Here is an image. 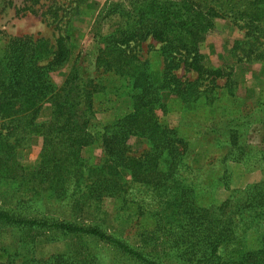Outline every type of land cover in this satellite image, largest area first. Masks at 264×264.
Here are the masks:
<instances>
[{
    "label": "trees",
    "instance_id": "16d2710c",
    "mask_svg": "<svg viewBox=\"0 0 264 264\" xmlns=\"http://www.w3.org/2000/svg\"><path fill=\"white\" fill-rule=\"evenodd\" d=\"M132 4L137 17L119 34L108 37L97 58L104 70L131 80L132 107L106 126L98 139L93 133V80L83 58L75 57L61 39L56 44L33 35L10 39L0 54V187L18 183L27 194L46 192L81 213L106 198L125 199L131 195L129 183L141 186L149 191L142 204L153 212V239L165 238L166 253H160L157 246L150 248L149 237L141 247L132 248L96 226L29 219L0 208L2 224L20 230L47 229L78 241L74 252L58 251L50 256L40 250L37 240L14 250L0 248V264H102L100 253L82 251L79 245L85 237L112 247L119 261L111 264H164L171 254L184 264H264V232L255 244L248 238L253 222L264 217V189L249 195L243 205L236 203L235 196L220 205L214 200L207 203L190 181L194 172L185 162L186 142L159 122L167 111L162 94L186 103L202 96L199 81L209 73L202 67L200 45L213 30L215 18H232L264 31V0H210L209 9L195 0H135ZM149 37L162 44L165 57L166 70L158 86L152 83L146 65L128 52L132 42ZM188 58L191 61L186 63L198 75L191 82L174 74ZM65 64L72 70L58 90L51 74ZM47 104L51 118L39 121ZM34 136L43 141L41 161L38 170L27 172L18 159V149ZM135 137L147 140L149 149L133 153L129 142ZM98 140L104 158L90 165L82 152ZM230 144L235 146L237 137Z\"/></svg>",
    "mask_w": 264,
    "mask_h": 264
},
{
    "label": "rangeland",
    "instance_id": "374dc122",
    "mask_svg": "<svg viewBox=\"0 0 264 264\" xmlns=\"http://www.w3.org/2000/svg\"><path fill=\"white\" fill-rule=\"evenodd\" d=\"M156 1L179 3L182 0ZM134 2L0 0V54L11 38L27 35L49 40L52 44L61 39L73 49L75 57L83 58L87 75L93 80V133L98 139L106 126L128 114L132 107L131 80L104 70L97 58L106 47L108 37L119 34L118 31L137 17ZM195 2L203 9L211 7L210 0ZM161 48V43L149 37L132 42L128 50L146 65L155 86L162 83L166 70ZM200 53L202 67L209 73L199 81L202 96L186 103L178 97L162 94L167 111L160 115L159 122L186 142L185 162L194 172L190 181L196 183L207 203L214 200L220 205L235 196L236 203L243 205L249 195H258L264 189V126L261 124L264 111V31L232 18L217 17L213 30L200 45ZM190 61L188 58L181 62L174 71L182 81L191 82L198 78L188 64ZM71 70L72 66L65 64L51 74L58 90ZM218 72L221 76L212 75ZM51 115V105L47 104L39 121L48 120ZM2 126L0 120V132ZM232 137H237V144L233 147L230 144ZM42 143V138L34 136L18 149V159L25 171L38 170ZM129 143L132 152L138 155L149 149V142L145 139L135 137ZM82 157L90 165L101 162L104 158L102 142L98 140L85 148ZM129 186L131 195L125 199L106 198L94 208L75 213L67 202L54 200L46 192L27 194L18 183H7L0 187V208L21 213L29 219L96 226L132 248L141 247L142 241L149 237V247L157 246L164 255L166 240L163 237L157 241L153 239V212L147 204H142L149 191L132 183ZM262 219L253 222L248 231L252 244L264 232V217ZM33 240H37L40 250L48 256L58 251L71 253L78 249L75 239L47 229L20 230L0 223V248L14 250ZM82 241L79 245L83 246L82 251L100 253L102 264L119 261V255L108 243L88 237ZM163 263L184 264L172 254Z\"/></svg>",
    "mask_w": 264,
    "mask_h": 264
}]
</instances>
